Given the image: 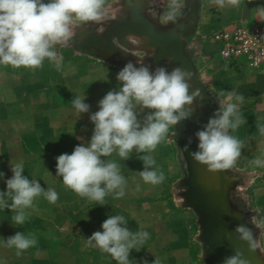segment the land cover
Instances as JSON below:
<instances>
[{"label":"clouds","instance_id":"9594fccd","mask_svg":"<svg viewBox=\"0 0 264 264\" xmlns=\"http://www.w3.org/2000/svg\"><path fill=\"white\" fill-rule=\"evenodd\" d=\"M208 3L219 10L239 9L242 0H208ZM106 4L107 0H0V65L35 70L47 59L59 71L62 57L56 46H69L77 26L102 24L109 16ZM159 6L162 9L160 25L177 24L183 17L185 0H159ZM252 12L256 19L264 22V6ZM136 64L129 61L124 65L116 75L118 87L109 90L98 101V110L89 115L94 125L90 140L77 144L71 154L56 157V176L62 179L65 188L100 206L106 205V196L120 199L126 195L128 182L119 163L110 159L114 153L126 161L135 151L143 163L138 175L144 183L158 185L165 180L164 172L156 167L151 153L165 140L170 127L191 116L194 100L198 97L203 100L199 88L189 94L191 71L181 67L170 72L165 67L152 71L143 60H137ZM85 99V95H75L70 102L78 119L81 114L89 113L91 106ZM216 102L218 108L195 133L197 151L190 154L212 172L234 168L246 143L233 135L247 123L241 112L244 95L235 89L221 90L216 94ZM145 110L147 114L141 118ZM262 121L264 116L257 117L255 123L264 136ZM249 164L264 168V159L258 156ZM9 167L12 175L4 181L6 190L0 191V209L11 210V222L19 227L31 215L27 210L35 209L37 197L55 204L59 195L54 188L45 189L37 179L30 180L23 175V162L10 160ZM4 175L0 172V178ZM139 187L137 184V191ZM250 220L256 229H264V209H255ZM127 222L123 215L108 216L100 226L102 230L86 238V245L109 254L117 264H137L130 259L131 252L141 251L150 234L142 229L130 230ZM235 233L238 240L247 243L250 251L257 248L252 227L237 224ZM2 243L4 247L14 248L19 256L38 241L34 233L18 231L3 238ZM140 264L149 262L143 260ZM152 264H161V259L155 257ZM222 264H249V261L239 249H234Z\"/></svg>","mask_w":264,"mask_h":264},{"label":"crops","instance_id":"0c3cea01","mask_svg":"<svg viewBox=\"0 0 264 264\" xmlns=\"http://www.w3.org/2000/svg\"><path fill=\"white\" fill-rule=\"evenodd\" d=\"M258 6H264V0H242L239 9L219 10L222 21L206 24L204 30L233 20L259 22L252 12ZM198 15L197 9L195 29L200 30L203 24ZM188 34L189 31L184 34L183 41ZM58 53L62 57L59 71L47 59L35 70L0 68V172L5 174L0 178V191L6 190L4 181L12 175L9 167L12 160L23 162V175L37 179L45 189L54 188L59 195L55 204L37 197L35 209L27 210L31 215L19 227L11 222V210L0 209V264H117L109 254L90 248L85 242L93 232L102 230L101 224L110 215H123L130 230L142 229L150 234L141 251L131 252L130 259L137 264L143 260L152 264L155 257L161 259V264H207L192 231L191 211L165 194L161 184H146L141 180L138 172L143 170V163L135 151L126 161L115 153L110 158L119 163L128 183L123 198L106 196L104 206L79 197L56 176V157L71 154L77 144L90 140L94 125L89 115L98 110V101L109 90L118 87L116 75L124 65L140 60L123 54L118 45L111 54H104L95 48L70 43L67 47L60 46ZM248 71L232 73L230 78L239 86L252 84L259 74H264ZM75 95H85L84 102L91 106L89 113L81 114L79 119L70 104ZM241 112L247 123L238 130L247 133L249 151L254 158L264 159V136L255 123L257 117L264 116V90L245 97ZM146 114L147 110L141 118ZM170 153L167 136L151 153L156 167L165 176L170 175ZM18 231L34 233L38 241L19 256L14 248L4 247L2 243L3 238Z\"/></svg>","mask_w":264,"mask_h":264},{"label":"rangeland","instance_id":"374dc122","mask_svg":"<svg viewBox=\"0 0 264 264\" xmlns=\"http://www.w3.org/2000/svg\"><path fill=\"white\" fill-rule=\"evenodd\" d=\"M190 3L196 6L199 11V17L202 21L200 30L195 29L189 32L188 36L184 38V45L186 47V54L194 61L196 66V77L205 87V89L216 99V94L221 91H231L235 89L237 92L248 97L250 94L259 93L264 90V74L259 76L254 73L257 78L252 83L241 84L237 86L234 79L230 78V74L235 72H244L248 69H231L219 61L215 50V46L205 37L210 30H204L206 24L219 23L222 21L219 9L215 6H209L207 0H185V10ZM106 7L108 8L109 16L102 24L90 23L86 28L77 26L75 29V36L70 43L82 48H94L89 43L84 42L87 35L91 33L100 37L105 45V36L108 34L112 36L114 45H118L119 50L136 60H143L146 64L151 66L154 71L157 67L154 59L157 57V48L151 44L148 38L134 32H124L123 28H118L119 24L131 21L135 14H141L146 19L150 20L156 26H160L159 16L162 9L159 6V0H107ZM208 8V11L205 9ZM184 10V11H185ZM222 18V19H221ZM185 17L183 16L179 21V25L184 24ZM223 23V22H222ZM170 25V24H169ZM168 26V25H167ZM103 29V31L100 30ZM178 28V26H177ZM199 31V32H197ZM121 37V39H120ZM59 45L56 50H59ZM104 54H110L111 51H101ZM2 67L13 68L10 65H0ZM251 72V71H250ZM194 101L191 105L193 112L200 109V105ZM247 121V119H246ZM233 135L245 141V147L242 149V155L237 160L234 168L224 170L222 179L225 184L231 188V204L233 209L239 212L244 221H246L252 228L256 237L257 252L264 262V229H256L251 224L250 217L255 214V209H264V168L252 166L249 161L254 159V154L249 151L248 135L237 130ZM167 141L170 150L169 172L165 180L161 183L164 193L167 194L174 202L184 205L189 208L192 214L193 227L192 231L197 237V243L200 246L202 253V260L210 264L207 258L208 246L203 237V229L200 223L199 213L194 207L188 205L185 198V193L188 187L185 179L188 177L187 163L179 144L178 127L172 126L167 134Z\"/></svg>","mask_w":264,"mask_h":264},{"label":"water","instance_id":"95a60500","mask_svg":"<svg viewBox=\"0 0 264 264\" xmlns=\"http://www.w3.org/2000/svg\"><path fill=\"white\" fill-rule=\"evenodd\" d=\"M196 24L197 17L195 15L187 23L179 25V30H176V28L164 30L141 14H135L131 21H128V23L123 22V24H119L116 27L119 29L123 28L124 32L138 33L146 36L148 40L151 39V44L159 50L157 57L154 59L156 65L165 67L169 72L176 67L191 71L193 76L189 81V94L197 88L201 91L203 100L198 97L194 101L205 104L206 108L200 109L197 116H194L192 109L191 116L178 123L177 127L179 144L188 170V177L185 179L188 190L185 193V198L188 205L194 207L199 213L203 237L208 246L207 258L209 263L222 264L226 256L232 255L234 249H239L246 259H248L246 254L248 252L250 258H252L251 261H255L257 264H264L256 249L250 251L246 242L237 239V234L235 233L237 224L251 226L244 221L239 212L233 209L230 198L231 188L225 184L221 177L224 174V170L214 172L217 176L214 177L213 181L221 185L220 189L213 192L206 191L199 179L200 164L193 160L190 155L192 152L197 151L198 139L195 133L202 129L208 122L209 117L218 108L216 99L197 79L194 61L186 54L183 36L187 31H194ZM88 36L84 39L86 43H89ZM164 57H169L170 59L165 61Z\"/></svg>","mask_w":264,"mask_h":264},{"label":"built area","instance_id":"2783aa9c","mask_svg":"<svg viewBox=\"0 0 264 264\" xmlns=\"http://www.w3.org/2000/svg\"><path fill=\"white\" fill-rule=\"evenodd\" d=\"M264 22L233 20L211 29L206 39L216 46V53L232 69L248 68L264 73Z\"/></svg>","mask_w":264,"mask_h":264},{"label":"flooded vegetation","instance_id":"af4514ba","mask_svg":"<svg viewBox=\"0 0 264 264\" xmlns=\"http://www.w3.org/2000/svg\"><path fill=\"white\" fill-rule=\"evenodd\" d=\"M192 4L193 3H190L189 7L183 13V16L185 17L184 22H188L191 18H193L196 15V6H194ZM181 22H183V21H178L177 24H170L168 26L160 25L159 27L164 29V30H172V29H175V28H176V30H179L177 28V26H179V24ZM88 41L90 42V45H92L98 51H104L105 50V51H111V53H112L113 50H114V47H115V45L112 42V36L109 37L108 34L105 36V42H106L105 45L103 44V41L100 39V37L98 35H96V34H93V33H91L88 36ZM158 53H159V50L157 51V55H158ZM164 59H165V61H168L170 58L169 57H166V58L164 57ZM197 103L200 105V109L203 110V109L206 108L205 104L203 105V104H201L199 102H197ZM200 109L195 111L194 116L198 115Z\"/></svg>","mask_w":264,"mask_h":264},{"label":"bare ground","instance_id":"6f19581e","mask_svg":"<svg viewBox=\"0 0 264 264\" xmlns=\"http://www.w3.org/2000/svg\"><path fill=\"white\" fill-rule=\"evenodd\" d=\"M149 41L152 42L151 39ZM199 166H200V170H199L200 183L205 187L206 191L213 192L216 191L217 189H220L221 185H218L217 182L213 181L214 177H216L217 175L214 172L209 171L207 169V166L201 164ZM246 254L248 256L247 260L249 261V264H257L255 263V261H251L252 258H250L248 252H246Z\"/></svg>","mask_w":264,"mask_h":264}]
</instances>
